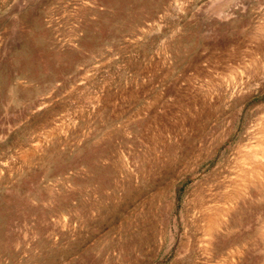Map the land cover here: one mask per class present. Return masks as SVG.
I'll return each mask as SVG.
<instances>
[{"label":"rangeland","instance_id":"1","mask_svg":"<svg viewBox=\"0 0 264 264\" xmlns=\"http://www.w3.org/2000/svg\"><path fill=\"white\" fill-rule=\"evenodd\" d=\"M262 116L264 0H0V264H264Z\"/></svg>","mask_w":264,"mask_h":264},{"label":"bare ground","instance_id":"2","mask_svg":"<svg viewBox=\"0 0 264 264\" xmlns=\"http://www.w3.org/2000/svg\"><path fill=\"white\" fill-rule=\"evenodd\" d=\"M257 82V81H256ZM255 84V83H254ZM232 86V85H231ZM236 93V90L235 89H233L232 91H231V94L233 95V94H235ZM262 118V120H264V116H262L261 117ZM262 131H263V133H264V123H263V126H262Z\"/></svg>","mask_w":264,"mask_h":264}]
</instances>
